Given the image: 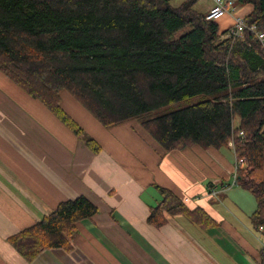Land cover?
Listing matches in <instances>:
<instances>
[{
    "label": "trees",
    "instance_id": "trees-1",
    "mask_svg": "<svg viewBox=\"0 0 264 264\" xmlns=\"http://www.w3.org/2000/svg\"><path fill=\"white\" fill-rule=\"evenodd\" d=\"M0 0V71L43 103L95 153L102 146L64 108L69 93L102 126L137 121L168 153L234 143L237 183L257 200L252 215L264 226V49L250 30L264 32V0L253 6L244 38L221 33L197 11L199 0ZM190 28L178 39L174 35ZM238 120V123H237ZM165 214L185 215L201 227L215 223L158 187ZM99 209L86 197L61 203L36 225L10 238L28 262L50 249H71L78 224ZM264 264V261H263Z\"/></svg>",
    "mask_w": 264,
    "mask_h": 264
},
{
    "label": "crops",
    "instance_id": "crops-1",
    "mask_svg": "<svg viewBox=\"0 0 264 264\" xmlns=\"http://www.w3.org/2000/svg\"><path fill=\"white\" fill-rule=\"evenodd\" d=\"M252 11L238 7L244 18ZM233 21L219 20L221 33ZM63 106L100 153L0 71V264H263L264 231L252 221L257 200L234 183L232 147L168 153L136 121L105 128L69 93ZM158 187L215 224L169 214L163 227L149 224L162 200ZM79 197L99 213L78 224L70 250H46L31 262L15 250L11 237Z\"/></svg>",
    "mask_w": 264,
    "mask_h": 264
},
{
    "label": "built area",
    "instance_id": "built-area-1",
    "mask_svg": "<svg viewBox=\"0 0 264 264\" xmlns=\"http://www.w3.org/2000/svg\"><path fill=\"white\" fill-rule=\"evenodd\" d=\"M210 3V7L206 12V18L208 21L218 22L226 16H233L234 21L231 27V38L234 40L244 38V33L247 28L245 24V18L238 14L237 0H199ZM250 30L258 38L262 48L264 49V32L259 31L256 26L250 28ZM230 147L234 148V143H230ZM242 164L236 160L234 183H237V170ZM260 231H264V226L259 227ZM264 254V250H263Z\"/></svg>",
    "mask_w": 264,
    "mask_h": 264
},
{
    "label": "rangeland",
    "instance_id": "rangeland-1",
    "mask_svg": "<svg viewBox=\"0 0 264 264\" xmlns=\"http://www.w3.org/2000/svg\"><path fill=\"white\" fill-rule=\"evenodd\" d=\"M185 1H187V0H173L172 1V5L174 6V7H177V6H180L182 3H184ZM209 4L210 3H207V2H203V1H199L198 3H197V5L195 6V8H196V10L197 11H200V12H204V13H206L207 12V10L209 9L208 7H209ZM190 31V28H186V29H183V30H181V31H179L178 33H176L175 35H174V39H178V38H180V37H182L183 35H185L186 33H188ZM65 105L68 107V108H70L71 106L68 104V102H67V98L65 99ZM80 106V105H79ZM73 108V107H72ZM74 109V108H73ZM136 123H138L139 124V122H137L136 121ZM87 135L89 136V137H91V133H88L87 132ZM230 146V145H229ZM234 149V148H233Z\"/></svg>",
    "mask_w": 264,
    "mask_h": 264
}]
</instances>
